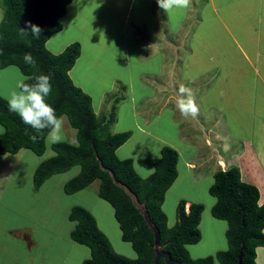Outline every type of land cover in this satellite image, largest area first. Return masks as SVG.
I'll use <instances>...</instances> for the list:
<instances>
[{
    "label": "trees",
    "instance_id": "trees-1",
    "mask_svg": "<svg viewBox=\"0 0 264 264\" xmlns=\"http://www.w3.org/2000/svg\"><path fill=\"white\" fill-rule=\"evenodd\" d=\"M72 2L0 0L4 12L0 23V70L16 66L25 77L49 75L52 93L46 98L47 103L55 109L57 116L66 115L77 131V144L60 142L52 145L55 156L37 167L35 187L40 189L53 176L79 166V174L65 183L64 192L68 195L81 192L99 180V197L114 208L122 240L130 243L137 254L136 259L118 254L93 214L76 206L69 215L71 221L77 222L71 238L91 250V258L84 264H154L157 249L180 264H257V249L264 247V204L260 205L259 188L244 182L238 167L216 171L215 181L209 189L217 200L211 210L212 216L228 225V250L195 260L187 245L198 244L202 239L199 224L204 205L192 203L187 212L186 201H180L178 221L173 228L167 225L168 218L162 209L166 193L178 177V152L164 147L161 159L155 163L154 173L148 178L139 176L132 159L117 156V150L131 138V132L111 133L115 110L110 112L109 118L98 117L92 98L70 77L81 56V44L75 42L59 54H53L47 48L52 36L63 30L61 20ZM31 25L42 30L40 36L33 34ZM28 56L34 63L26 61ZM25 82L33 83L34 80ZM0 124L5 129L0 135V156L17 154L23 149L44 156L50 129L35 132L17 114L9 111L8 101L1 96ZM157 264L167 262L161 258Z\"/></svg>",
    "mask_w": 264,
    "mask_h": 264
},
{
    "label": "crops",
    "instance_id": "crops-1",
    "mask_svg": "<svg viewBox=\"0 0 264 264\" xmlns=\"http://www.w3.org/2000/svg\"><path fill=\"white\" fill-rule=\"evenodd\" d=\"M142 2L145 4L138 11L132 6L135 3L129 6L128 16L134 15V19L125 22L124 35L119 34L124 40V56L118 63V67L113 69L117 70L122 65L124 67L125 64L128 71L123 76L119 75L118 80L115 81V83L118 82L122 85L124 93L119 96L122 97L121 100L117 102L118 97L115 98L113 105L109 108L110 112L115 110L116 127L113 133L132 131V136L133 130L140 128L151 138L159 139L157 138V134H159L157 129L162 131L160 128L162 123L171 126L173 134L180 135L176 133V130L179 131L182 126V116L179 117L180 121L177 118L182 115L178 101L181 97L187 99L190 93L198 108L195 119L202 123H200L199 128L204 130V136L211 146L217 144L220 147L221 154H218L217 159L230 158L226 162L220 160L222 163L224 162L222 164L225 165L224 170L238 167L242 180L259 188L260 205L264 204V0H191L189 7H174L167 13L159 7L157 0H143ZM147 12L151 14V18L144 20V15ZM127 26L130 27V35L126 37ZM105 33L113 41L117 40L110 35L108 25L105 28ZM119 35H116L117 38ZM129 37H134L137 45H139L138 49H136V45L130 49ZM66 48L61 47V52ZM51 52L53 54L61 53H57L56 49H52ZM135 61L137 62L135 71L137 73L131 74ZM146 63H158L157 69L145 71L143 66ZM135 74L137 78H134ZM181 86L188 91L181 94L179 91ZM139 91L148 94L145 97L146 100L151 99L156 104L161 103L163 108H173L175 118H172V114L162 115L159 113L154 118L158 119L153 123L155 127L152 129L144 128L143 122H140L139 118L141 114L145 115V112L141 113L139 106L145 100H141L142 94H137ZM122 100L128 102L120 104ZM124 106L132 107L130 108L131 111L128 112L130 113L129 116L123 112ZM203 116L205 120H202ZM203 123L205 126L201 127ZM0 128L3 129L4 127L0 124ZM123 147L124 145L117 150V156L120 159H132L133 157L128 156L130 154L124 153ZM9 155L11 154L0 156V202L3 195L1 189L4 188V178L7 177L9 184L15 178L16 173V168L10 169V164L6 160ZM196 155L197 150L194 151L190 159L186 160V164L193 170L197 169V164L194 162ZM134 169L139 174L137 169ZM154 171L147 176L140 174L139 176L148 178ZM216 171L218 172L217 169L213 170V178ZM169 192L168 190L166 194L168 195ZM173 199L176 206L180 201L185 200L187 212H189L192 203H198L183 199L175 194ZM216 202V198L212 199L208 209L204 206V212L205 210L211 211ZM202 219L203 217H201L200 224ZM214 220L209 223L213 227H217L214 222H218V219L215 218ZM71 222L75 229L77 222ZM116 222L118 221L116 220ZM175 224L177 223L170 224L168 219L169 228H173ZM200 224L201 242L203 243L204 236ZM98 226L100 225L98 224ZM2 227L5 226L0 224V241L5 237H11L13 234L18 235L19 238L24 237L22 245L29 246L30 249L27 256L30 260L26 261L25 264H58L61 256L50 258V255L47 256V252L51 253L50 250L46 249L44 252V249L41 251L44 253L32 255L35 242H33L31 235L25 233L24 236H20L15 231L3 232ZM222 229L227 232V222L224 227L222 226ZM103 233L105 232L103 231ZM12 237L16 238L14 235ZM75 244L78 243L75 242ZM219 250H223L219 237L209 235L208 242L204 243L203 247L198 245L197 251L190 256L194 257L195 260L201 259L208 255H216L217 252H220ZM77 254L85 255V252L79 250ZM136 258L135 252L131 259ZM88 259L84 258L81 264H84ZM65 262L66 258L63 264ZM256 262L264 264V247L257 249Z\"/></svg>",
    "mask_w": 264,
    "mask_h": 264
},
{
    "label": "rangeland",
    "instance_id": "rangeland-1",
    "mask_svg": "<svg viewBox=\"0 0 264 264\" xmlns=\"http://www.w3.org/2000/svg\"><path fill=\"white\" fill-rule=\"evenodd\" d=\"M142 1L73 0L68 6L66 17L61 20L63 32L61 31L52 36L47 43L48 50L56 49L57 53L61 52V47H68L75 42H79L82 45V54L72 69V73L70 72V77L75 85L92 98L95 112L99 117L106 116L109 118L111 116L109 108L113 105V100L124 93L122 85L118 82L115 83V81L118 80L119 75L123 76L124 73L126 74L128 69L125 68V64L124 67L122 65L117 70L113 68L118 67V63L124 56V40L120 36L124 35L125 22L133 21L134 19V15L132 17L128 16L129 6L135 3L132 6L138 11L145 4ZM3 13V7L0 3V23ZM127 18L128 21H126ZM150 18L151 14L145 13L144 20H149ZM107 25L108 30L111 32L110 35L117 40L113 41L105 33ZM127 28L126 37L130 35V27L127 26ZM116 35H119V38ZM128 40H130V49L135 45L136 49L139 48L134 37H129ZM157 66L158 63H146L143 67L145 71L148 69L154 71ZM136 69L137 62L135 61L131 74L137 73L135 72ZM24 77L16 66L0 70V96L8 101L10 94L16 90L17 82ZM134 78H137L136 74ZM141 87H143L142 84ZM137 94H142L141 100H145L139 106L141 113L145 112V115L141 114L139 118V121L143 122L144 128H154L153 123L158 120L154 118L159 113H162V115L172 114V118H175L173 108H163L161 103L156 104L151 99L146 100L145 97L148 94H143L142 91L137 92ZM149 101L151 102L149 103ZM127 102V100H122L120 104ZM130 108L132 107L124 106L123 108V112L127 116L130 115L128 113L131 111ZM180 116H182V126L179 131L176 130V133L180 135L173 134L172 127L162 123L160 125L162 131L157 129L159 131L157 138L159 139H153L149 134L144 133L143 129L136 128L123 147L124 153L133 157L134 167L141 176H147L154 171V164L161 159V151L165 146H171L179 152V162L176 168L179 176L173 184L174 186L169 189V194H166L163 205V210L170 224L178 221V205L176 206L173 195L196 201L208 209L212 199H215L209 193V187L214 181L213 170H224L225 165H222L224 162L222 163L220 160L225 162L230 160V158L217 159L218 154H221L220 147L217 144L213 146L209 144L206 136H204V130L199 128L201 122H197L195 117H185L183 115L177 117L179 121ZM63 117V139L61 142L77 144L76 129L71 126L66 115ZM202 120H205L204 116ZM204 126L205 124L203 123L201 127ZM115 127L116 124L114 123L110 128L111 133H113ZM4 131L0 132V135ZM127 132L132 133V131ZM46 143L47 150L44 156H37L34 152L26 149L19 151L17 154L7 156L8 159L6 160L10 164V169L16 168V173L14 175L15 178L9 184L7 183V177L3 180L4 188L7 187L5 191L3 190L4 188L1 189V194L3 195L0 202V224L6 227H2V231H15L20 236H24L25 233L29 236L31 235L33 242H35L33 256L44 253L47 249L51 251L50 254L47 252V256L50 255V258L61 256L58 264H63L65 258V264H81L84 258L88 259L91 257V250L72 241L71 232L75 226L69 220L71 208L81 206L97 218L100 229L108 236L114 250L120 255L132 258V254L135 252L130 243H125L122 240V231L119 224H117L118 222H116L113 207L98 195L99 180L95 181L86 190L72 195L66 194L64 185L79 174L80 168L77 166L66 173L58 174L48 179L40 189L35 187L34 173L37 167L43 161L55 156V152L52 149L53 143H49L48 137ZM195 150H197V155L194 156V162L197 164V169L193 170L186 164V160L191 158ZM206 211L203 213L202 223L200 224L204 241L203 243L200 241L201 243L189 245L188 251L190 255H194L198 245L203 247V244L208 242L209 235L219 237L223 249L219 250L220 252L225 251V248L228 250L226 232L222 229L226 222L217 220L218 222H214L217 227H213L209 222L215 221V218L212 216L211 211ZM13 235L16 238H13ZM13 235L0 241L1 264H25L26 261L30 260L27 257L30 251L29 246L25 247L22 245L24 237L19 238L18 235ZM8 239H10L9 242ZM44 249L45 251L41 252ZM79 250L85 252V255L77 254Z\"/></svg>",
    "mask_w": 264,
    "mask_h": 264
},
{
    "label": "clouds",
    "instance_id": "clouds-1",
    "mask_svg": "<svg viewBox=\"0 0 264 264\" xmlns=\"http://www.w3.org/2000/svg\"><path fill=\"white\" fill-rule=\"evenodd\" d=\"M161 9L166 13L172 8H187L191 0H157ZM31 31L34 35L40 36L41 29L36 25H31ZM26 61L34 63L30 56ZM34 80L33 83H26V80ZM181 94L188 90L183 86L179 89ZM52 93V80L47 74H41L36 77H24L17 82L16 90L10 94L8 99L9 111L17 114L25 125L30 126L37 133L48 132L49 143H60L63 139L62 129L64 123L63 116H57L55 109L47 103L46 98ZM178 107L181 114L185 117H196L198 108L194 99L189 93L188 98L181 97L178 101ZM4 130L0 128V132ZM36 137L33 136V139Z\"/></svg>",
    "mask_w": 264,
    "mask_h": 264
},
{
    "label": "water",
    "instance_id": "water-1",
    "mask_svg": "<svg viewBox=\"0 0 264 264\" xmlns=\"http://www.w3.org/2000/svg\"><path fill=\"white\" fill-rule=\"evenodd\" d=\"M145 217L148 219L147 215L145 214ZM158 243H159V235L157 233L156 235V245L158 246ZM161 258H165L167 264H180L179 262H176L174 260L171 259V256L169 254H165V253H162L159 249H157V258L155 260V263L154 264H157L158 261L161 259Z\"/></svg>",
    "mask_w": 264,
    "mask_h": 264
}]
</instances>
